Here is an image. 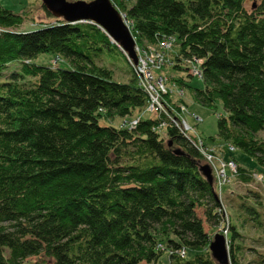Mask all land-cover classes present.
Instances as JSON below:
<instances>
[{"label": "trees", "instance_id": "obj_1", "mask_svg": "<svg viewBox=\"0 0 264 264\" xmlns=\"http://www.w3.org/2000/svg\"><path fill=\"white\" fill-rule=\"evenodd\" d=\"M245 1L111 0L137 46L174 40L157 70L192 77L199 68L204 87L194 89L196 100L212 108L220 102L225 111L218 138L264 168V139L257 137L264 129V0L250 10ZM42 7L55 21L20 30L31 8L15 13L0 5V264L40 255L49 264H157L164 253L166 264H217L209 243L224 229L228 264H264L260 253L243 263L238 251L237 224H264L260 210L242 201L244 224L225 223L215 174L209 180L201 170L208 164L203 151L217 152L183 128L176 102L185 77L158 73L181 96L173 100L167 84L164 109L154 117L101 125L102 118L146 110L135 64L128 62L127 82L115 80L97 62L110 44L119 48L107 33ZM41 53L56 58L33 63ZM61 57L68 68L59 66ZM13 61L19 69L5 72ZM229 160L241 182L254 178Z\"/></svg>", "mask_w": 264, "mask_h": 264}, {"label": "rangeland", "instance_id": "obj_2", "mask_svg": "<svg viewBox=\"0 0 264 264\" xmlns=\"http://www.w3.org/2000/svg\"><path fill=\"white\" fill-rule=\"evenodd\" d=\"M255 2H258V0H246L245 8L250 10ZM0 5L15 13L28 12V10L31 8L30 17L33 19H26L24 23L18 28L20 30L37 28V26H39L38 24L41 22L49 21L50 23L55 21L53 17H47L42 7V0H0ZM55 58L56 56L52 53H41L33 58L32 62L41 65H51ZM97 62L98 64L102 63L109 67L113 71L115 80L122 82H127L129 80L131 75L130 64L128 63L124 53L114 44H110L109 48L105 49V52L102 54V59L101 57L100 59L98 58ZM58 64L63 68L69 67L68 63L62 57ZM19 66V61H13L8 65V68L5 70V72L9 73L10 71L18 70ZM158 73H165L169 76L183 75L187 80V85L181 87L183 88L182 96L178 93V86H173L171 81H169L167 84L172 91L171 96L173 100H178L181 96L180 98H182V101H177V104L181 103L182 106L185 104L184 106L186 108L183 111L181 107L183 113L179 118L185 120L190 126L188 133L197 139H202L207 147L214 146V151L217 152V155L209 152H206L205 154L213 156L212 163L211 161L209 163L212 165V167H214L218 179L220 180L221 178L223 181V173H220L219 175V172L223 171L227 166L230 167L228 160L232 158L238 163L239 166L243 167L244 169L256 172V175L250 182L243 183L234 175V173L231 172L230 168H226V175L229 178V182H226L222 185L220 192L221 196L218 193L219 198L221 197L220 199L223 203V207H225V223H230L233 219L237 223H240L241 226L244 224L248 211L246 209H242V207L240 209L238 206L242 201L249 205H255V207L260 210L262 220L264 221V178L261 180L259 179V175H257V173L264 174V168L260 167L252 157L242 150L237 148L232 149L227 143L218 138L217 119L218 116L225 115V111L221 103L216 102V107L212 108L204 106L202 103L196 100L194 96V89L204 87L202 79L197 76L188 77L186 76L184 70L178 71L168 66H164L161 70L155 71V74ZM154 114V112L145 110L140 113L135 112L132 116L125 118H102L99 120V124L118 127L124 122H131L134 117L140 116L141 118L145 119L154 117ZM257 137L264 139V129L259 132ZM256 192L259 193V198H255L253 196ZM256 203H262V205L259 206ZM196 212L197 215L203 220L204 229L212 233L213 229L209 228V225L205 221L203 209L197 208ZM237 229L241 233V237L238 240L240 243V247L238 248L240 260L245 263L246 261L258 259L261 256L258 253L264 256V224L257 226L256 224H252L250 220H247L243 228H240L239 224H237ZM167 261L168 254L164 253L157 264H166ZM24 263L49 264V260L48 258H44L41 255L31 256L28 257ZM141 264L145 263L142 262Z\"/></svg>", "mask_w": 264, "mask_h": 264}, {"label": "water", "instance_id": "obj_3", "mask_svg": "<svg viewBox=\"0 0 264 264\" xmlns=\"http://www.w3.org/2000/svg\"><path fill=\"white\" fill-rule=\"evenodd\" d=\"M42 4L56 18L70 23L88 21L97 24L107 33L112 43H118L133 62H137L135 42L111 0H42ZM201 170L212 180V171L208 164L203 165ZM209 250L217 264H228V249L223 234L217 232L212 236Z\"/></svg>", "mask_w": 264, "mask_h": 264}, {"label": "built area", "instance_id": "obj_4", "mask_svg": "<svg viewBox=\"0 0 264 264\" xmlns=\"http://www.w3.org/2000/svg\"><path fill=\"white\" fill-rule=\"evenodd\" d=\"M125 23L130 27L128 21L125 20ZM173 41V39H164L159 41L156 45H147L145 48H141L140 46L135 47L138 56L135 69L140 78L139 84L149 96L147 107L149 111L159 112L164 109L161 99L163 94L168 91V88L165 77L160 74H155V71L165 64V52L172 46ZM129 62L133 64L131 60H129ZM191 73L200 76L199 68L193 67ZM178 106L182 107L180 104ZM183 128H188L186 123H183ZM199 144L201 145V142H199ZM203 152L206 153V151ZM206 159L212 163L213 156L206 155ZM230 166L233 168V163H230ZM220 173H223L224 175L223 171L219 172V175ZM220 183L221 182H219V184ZM224 233H227L226 229L224 230Z\"/></svg>", "mask_w": 264, "mask_h": 264}, {"label": "bare ground", "instance_id": "obj_5", "mask_svg": "<svg viewBox=\"0 0 264 264\" xmlns=\"http://www.w3.org/2000/svg\"><path fill=\"white\" fill-rule=\"evenodd\" d=\"M138 81V80H137ZM143 89V88H142ZM183 89V88H182ZM167 112H169V111H167ZM161 113V112H160ZM180 113V112H179Z\"/></svg>", "mask_w": 264, "mask_h": 264}, {"label": "crops", "instance_id": "obj_6", "mask_svg": "<svg viewBox=\"0 0 264 264\" xmlns=\"http://www.w3.org/2000/svg\"><path fill=\"white\" fill-rule=\"evenodd\" d=\"M224 158H225V156H224ZM228 161H230V160H228Z\"/></svg>", "mask_w": 264, "mask_h": 264}]
</instances>
